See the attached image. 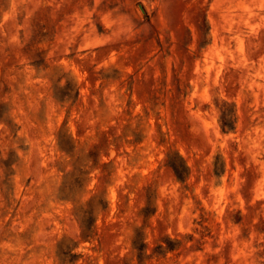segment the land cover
I'll return each instance as SVG.
<instances>
[{"label": "rangeland", "instance_id": "1", "mask_svg": "<svg viewBox=\"0 0 264 264\" xmlns=\"http://www.w3.org/2000/svg\"><path fill=\"white\" fill-rule=\"evenodd\" d=\"M0 264H264V0H0Z\"/></svg>", "mask_w": 264, "mask_h": 264}]
</instances>
